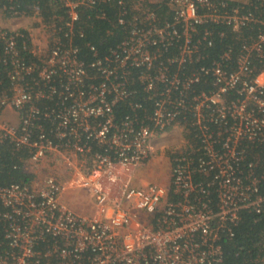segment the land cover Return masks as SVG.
<instances>
[{"label": "built area", "instance_id": "1", "mask_svg": "<svg viewBox=\"0 0 264 264\" xmlns=\"http://www.w3.org/2000/svg\"><path fill=\"white\" fill-rule=\"evenodd\" d=\"M63 1L71 28L78 7L96 2ZM255 1L264 3L117 0L129 36L95 52L91 68L69 33L48 42L0 26L10 82L0 88V146L27 149L31 175L0 187V264H226L223 240L242 211L264 217V14ZM14 16L27 15L6 20ZM222 27L240 47L211 56L228 36ZM176 130L168 186L140 185L156 141ZM74 190L87 192L94 216L67 205Z\"/></svg>", "mask_w": 264, "mask_h": 264}, {"label": "trees", "instance_id": "2", "mask_svg": "<svg viewBox=\"0 0 264 264\" xmlns=\"http://www.w3.org/2000/svg\"><path fill=\"white\" fill-rule=\"evenodd\" d=\"M95 1V4H84L78 7L79 19L74 23L73 28L68 26V8L63 0H0V8L4 10L6 16H12L14 13L37 16L46 26L55 25L56 36L63 43L67 42L65 34L69 33L73 46L79 48L80 58L87 68H91L90 64L97 55L95 52L105 56L126 39L130 31L128 24L122 25L118 21L120 7L117 0ZM255 3L259 9L254 11L264 14L261 13L264 12V3L261 1H255ZM166 11L167 7L164 6L159 13L165 14ZM220 29L226 30L228 36L222 41L220 38L217 40L216 45L209 50L211 56H218L228 44H234L235 50L240 47L231 29L226 27ZM21 32L28 34L25 30ZM243 33L247 36L248 29H244ZM22 39L23 37H19L20 43ZM0 79L3 81L0 88L9 86L7 71L2 62L0 63ZM148 108L151 110V104H148ZM124 109L125 107L122 108ZM26 157H28V150L25 148L17 149L10 142L0 146V187L24 183L31 178V175L24 170L23 160ZM5 228L6 223L0 219V240L4 238ZM234 230L233 237L225 236L223 240L225 263L264 264V217L242 211L241 222Z\"/></svg>", "mask_w": 264, "mask_h": 264}, {"label": "rangeland", "instance_id": "3", "mask_svg": "<svg viewBox=\"0 0 264 264\" xmlns=\"http://www.w3.org/2000/svg\"><path fill=\"white\" fill-rule=\"evenodd\" d=\"M7 17L8 16L0 12V26L3 28L12 29V30L30 29L35 39L40 40L42 37L44 40H48V42H53L58 40V37L56 36L54 30H50L48 31V33H46V31H43V29L41 28V24L43 22L37 16H26L22 18L14 16L15 18L13 19L8 18L6 20ZM181 133L182 132L180 130H176L169 133L166 137L156 141L155 149L157 150V155L150 161V163L145 168L139 171L140 178L142 179L141 183H139L140 185L141 184L144 185L150 182H156L168 186L169 184L168 180L170 178L169 153L174 149L176 145L180 143V138L177 135ZM75 191L76 190L70 191L65 195H68V197L72 195L73 199H76L75 196L76 194L79 193L84 192L86 195H88L87 192L85 191H79V192H75ZM68 204L67 205L72 208L69 201ZM89 205L91 206V208L87 204L85 205L82 203H78L76 204L75 208L83 215L94 216L96 210L94 208L93 201L91 199L89 200Z\"/></svg>", "mask_w": 264, "mask_h": 264}, {"label": "crops", "instance_id": "4", "mask_svg": "<svg viewBox=\"0 0 264 264\" xmlns=\"http://www.w3.org/2000/svg\"><path fill=\"white\" fill-rule=\"evenodd\" d=\"M12 116H13V114H12ZM141 181H142V179L140 178V172H138L137 182L138 183H141ZM79 191L80 190H76L75 192H79ZM73 194H75V193H73ZM85 197H87V198H85ZM75 198L76 199H73V196L72 195H70L69 197H68V195H66L64 197V199L66 200V203L68 204V201H69L73 209L75 208L76 204H78V203H82V204H85V205L87 204L91 208V206L89 205L90 197L88 195H86L84 192L83 193L76 194ZM74 210H76V208ZM76 211H78V210H76Z\"/></svg>", "mask_w": 264, "mask_h": 264}]
</instances>
